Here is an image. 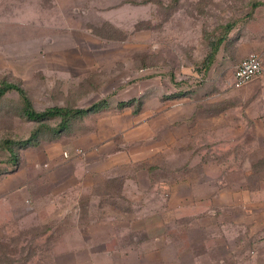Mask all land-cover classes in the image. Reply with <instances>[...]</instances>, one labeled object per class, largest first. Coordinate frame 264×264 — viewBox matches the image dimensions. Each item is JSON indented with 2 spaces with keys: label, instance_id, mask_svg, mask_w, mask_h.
I'll list each match as a JSON object with an SVG mask.
<instances>
[{
  "label": "rangeland",
  "instance_id": "rangeland-1",
  "mask_svg": "<svg viewBox=\"0 0 264 264\" xmlns=\"http://www.w3.org/2000/svg\"><path fill=\"white\" fill-rule=\"evenodd\" d=\"M254 15H261L257 31L264 35V0H0V84H19L38 111L68 104V97L79 96L76 104L80 108L105 100L106 111L92 114L73 127L70 133L81 137L88 131L94 133L98 119L114 114L119 110L118 103L143 100L136 97H146L155 86L163 90L174 87L180 94L211 92L220 86L230 91L237 65L251 53L260 56L256 50L251 51L236 65L240 53L248 49L240 37L247 34V24ZM225 25H233L231 37L238 40L223 45L211 70L205 73L201 64L209 42ZM72 51L78 53L80 66L63 60ZM212 75L216 80L208 77ZM92 89L96 90L85 94ZM19 98L18 92H11L1 103L9 109L0 108V165L9 157L6 140L13 143L15 152L11 154L16 153L21 160L15 171L0 174V264H56L55 255L74 246L69 238L66 240L74 232V212H68L71 206L54 196L57 181L48 179L51 168L41 163L45 162L49 143L22 145L33 124L20 117ZM142 102L144 106L146 100ZM148 103L151 106L152 102ZM136 108L134 102L129 112L136 115ZM199 135L193 141V152L185 148L170 154L165 149L163 158L156 155L144 165H156L155 175L161 173L172 181L174 174L184 172L185 156L202 154ZM66 138L70 135L60 139ZM158 139L168 141L160 136ZM76 149L65 151L67 158L62 153L63 159L82 157ZM223 151L222 166L230 179L236 167L233 155L250 159L262 168L264 156L257 151L254 154L250 149L231 146ZM34 161L36 168L31 166ZM73 166L59 171L70 179ZM136 170L146 168L138 165ZM59 171H51L52 177L61 174ZM240 182L254 187L261 181ZM114 187L117 189V185ZM238 210L211 213L213 217L203 221H173L161 231L170 235L171 245L158 256L162 260L170 254L176 259L169 258L171 264H264V226L258 230L237 224L241 228L234 227L232 222H240L246 213ZM90 215L82 211L80 218ZM143 226L144 239L156 234V228L154 232L153 227ZM153 246L146 244L145 250L151 251Z\"/></svg>",
  "mask_w": 264,
  "mask_h": 264
},
{
  "label": "crops",
  "instance_id": "crops-1",
  "mask_svg": "<svg viewBox=\"0 0 264 264\" xmlns=\"http://www.w3.org/2000/svg\"><path fill=\"white\" fill-rule=\"evenodd\" d=\"M260 16L254 15L247 24V34L240 37L248 49L240 53L236 65L255 50L264 60V35L257 31ZM63 60H72L78 66L81 63L77 52ZM262 67L259 78L240 89L231 86L226 92L220 86L211 92L180 94L174 87L163 90L155 86L146 97H136L146 100L136 115L128 107L118 108L114 114L98 119L94 133L88 131L81 137L72 135L47 144L46 159L41 162L47 168L59 171L74 165L70 179L61 171L55 178L54 173L47 172L49 180L57 181L54 196L71 206L67 209L74 212L76 222L73 235L66 238L74 246L57 253L56 264H171L170 254L162 260L158 256L172 242L170 235L162 234V228L181 218L203 221L213 217L211 213L224 210L246 212L243 220L232 222L236 228L235 224L246 229L263 228L264 222L257 220L264 219V162L259 168L250 159L233 155L236 167L231 179L222 166L225 146L247 148L264 156V64ZM208 77L214 79L215 75ZM198 134L202 154L185 156L184 172L174 174L172 181L161 173L155 175L156 165H144L156 155L163 158L167 150L170 154L185 148L192 151ZM77 147L87 151L79 157L83 159L73 156L65 161L62 153ZM138 165L146 170L137 171ZM142 172L145 174L141 177ZM256 179L261 182L254 187L240 182ZM82 211L90 213V218H80ZM143 224L153 227L154 232L156 228V234L144 239ZM146 244L154 245L151 251L145 250Z\"/></svg>",
  "mask_w": 264,
  "mask_h": 264
},
{
  "label": "trees",
  "instance_id": "trees-1",
  "mask_svg": "<svg viewBox=\"0 0 264 264\" xmlns=\"http://www.w3.org/2000/svg\"><path fill=\"white\" fill-rule=\"evenodd\" d=\"M234 30L233 25H225L222 28V31L219 32L218 35H215L213 40L209 42V51L205 59L202 61L201 69L205 73H209L211 67L217 60V56L221 51V48L226 43L231 45L234 41L238 40V38L231 37L232 31ZM91 85V83H89ZM96 89H92L86 91L85 94H89ZM18 92L21 101L20 107V117L25 120V122L32 123L33 127L31 129V133L29 137L22 142V145L29 146H38L44 142H54L65 135H73L70 132L73 131V127L75 124L84 118H88L92 114L107 110V105L105 100H101L98 103H94L87 108H80L76 104V101H79V96L68 97V104L65 105H54L48 107L42 111H38L31 98L27 94V92L17 83L3 81L0 84V108L3 106V109L8 108L6 105H2L3 99L10 94L11 92ZM84 94V95H85ZM82 97V96H81ZM84 97V96H83ZM82 97V98H83ZM81 98V99H82ZM143 100H131L129 102H121L118 103V108L122 109L124 107H131L134 102L137 103V108L134 111L135 114L139 113L143 106ZM9 109V108H8ZM7 112V111H6ZM5 150L8 152L9 157L8 161L0 167V174L11 173L16 170V168L20 164V159L17 157L15 151L13 150V143L11 140L5 141ZM18 158H16L15 157Z\"/></svg>",
  "mask_w": 264,
  "mask_h": 264
},
{
  "label": "built area",
  "instance_id": "built-area-1",
  "mask_svg": "<svg viewBox=\"0 0 264 264\" xmlns=\"http://www.w3.org/2000/svg\"><path fill=\"white\" fill-rule=\"evenodd\" d=\"M263 67L261 57L256 54H249L245 57L236 67L233 73L232 88L240 89L256 80L262 75ZM76 154L79 156H85L86 151L82 149H76ZM67 158V153H64Z\"/></svg>",
  "mask_w": 264,
  "mask_h": 264
}]
</instances>
